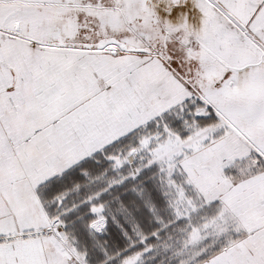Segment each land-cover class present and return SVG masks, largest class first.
Returning a JSON list of instances; mask_svg holds the SVG:
<instances>
[{"label": "snow or ice", "instance_id": "obj_1", "mask_svg": "<svg viewBox=\"0 0 264 264\" xmlns=\"http://www.w3.org/2000/svg\"><path fill=\"white\" fill-rule=\"evenodd\" d=\"M0 264H264V0H0Z\"/></svg>", "mask_w": 264, "mask_h": 264}, {"label": "rangeland", "instance_id": "obj_2", "mask_svg": "<svg viewBox=\"0 0 264 264\" xmlns=\"http://www.w3.org/2000/svg\"><path fill=\"white\" fill-rule=\"evenodd\" d=\"M95 253V249H90V254H91V256L93 255ZM90 256V257H91Z\"/></svg>", "mask_w": 264, "mask_h": 264}, {"label": "crops", "instance_id": "obj_3", "mask_svg": "<svg viewBox=\"0 0 264 264\" xmlns=\"http://www.w3.org/2000/svg\"><path fill=\"white\" fill-rule=\"evenodd\" d=\"M90 256H91V254H90Z\"/></svg>", "mask_w": 264, "mask_h": 264}]
</instances>
